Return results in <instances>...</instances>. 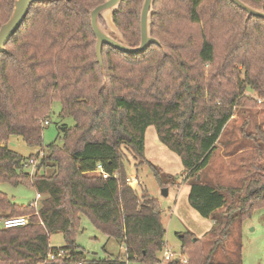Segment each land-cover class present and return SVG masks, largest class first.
I'll return each instance as SVG.
<instances>
[{"label": "trees", "instance_id": "16d2710c", "mask_svg": "<svg viewBox=\"0 0 264 264\" xmlns=\"http://www.w3.org/2000/svg\"><path fill=\"white\" fill-rule=\"evenodd\" d=\"M15 1L0 0V28ZM104 1L34 3L0 54V181L30 185L42 195L37 210L17 206L0 192V218L32 217L28 226L0 228V264H158L166 245L162 208L127 183L123 149L150 167L161 188L190 186V207L213 226L206 242L186 232L183 253L188 264H218L212 257L228 242L234 218L242 222L264 208V165H255L238 201L239 190L202 181L235 110L264 109L246 96L250 90L264 97V20L247 19L231 0H156L152 35L162 46L152 45L140 55L104 46L105 78L90 21V11ZM143 1L125 0L114 16L133 46L141 39ZM241 1L264 10V0ZM54 102L61 104L60 116L73 118L75 125L63 126L62 146L45 148L42 121ZM150 127L181 159L180 176L147 159ZM257 130L252 140L264 146V130ZM13 137L45 151L32 182L26 166L40 154L24 157L11 150L7 143ZM99 166L108 178L97 173ZM82 218L122 243L127 259L88 257L76 243ZM57 234L66 242L62 248L50 245ZM61 250L64 257L48 260Z\"/></svg>", "mask_w": 264, "mask_h": 264}, {"label": "rangeland", "instance_id": "374dc122", "mask_svg": "<svg viewBox=\"0 0 264 264\" xmlns=\"http://www.w3.org/2000/svg\"><path fill=\"white\" fill-rule=\"evenodd\" d=\"M102 24L106 27L105 21L102 20ZM246 96L254 100L257 94L248 90ZM60 114L61 104L54 102L50 117L42 121L45 148L52 143L62 146L64 143L63 126L73 127L75 125L73 118L63 119ZM46 120L50 122L48 126L43 125ZM257 129L264 130V109L237 108L235 116L226 127L221 142L212 156L210 165L202 174V181L225 191L230 187L235 188L240 191L236 201L243 198L246 184L256 173L255 165H264V146L257 147L252 140V138L257 137ZM146 140L150 161L166 173L180 176L183 172L181 159L160 143L155 127H150L147 130ZM7 145L11 150L24 157L39 153L40 157H35L37 166L40 165V159L45 154L42 149L30 148L21 138L17 137L11 138ZM123 154L126 175L132 181H136V194L140 197L148 195L156 198L162 208V223L166 229V245L163 251L158 254V259L162 261L165 251L169 250L174 254L175 260L179 259L183 264H188L189 258L183 253L181 237L190 230L203 242H206L207 239L210 241L207 237L210 232L207 227L212 220L210 222L202 218L190 207L188 198H185V193L189 191V188L185 189L186 185H182L180 190L170 189L169 195L165 197L164 189L157 183L150 167L140 165L141 161L135 160L133 152L127 149H123ZM28 172L34 174H30L32 182V179L35 180L36 178V172L34 173L32 169H29ZM38 172L40 176L43 173L42 170ZM0 192L20 207L31 205L38 194L36 189L30 185L13 186L2 181H0ZM226 195L228 196L227 193ZM41 203L42 200L38 203L39 207ZM176 204H178L177 210L174 209ZM223 212L220 211V213ZM27 217L30 218L31 222L32 217L29 215ZM234 221V229H232L228 242H225V246L215 249L216 253L213 255L212 261L218 264H238L240 261L242 264H264V208L255 210L251 217L242 222L239 221L238 216L234 218ZM76 243L90 258L96 255L101 259H127L124 245L100 233L87 218H82ZM50 245L52 248H62L66 242L61 234H57L51 236ZM209 250L210 245L207 243L205 244V257ZM129 264L143 263L130 262Z\"/></svg>", "mask_w": 264, "mask_h": 264}, {"label": "water", "instance_id": "95a60500", "mask_svg": "<svg viewBox=\"0 0 264 264\" xmlns=\"http://www.w3.org/2000/svg\"><path fill=\"white\" fill-rule=\"evenodd\" d=\"M47 0H16L13 13L10 19L0 28V54L6 52V47L10 40L17 34L25 22L31 6L36 2H45ZM125 0H105L101 5L90 11V21L92 30L96 37V55L101 70L105 75V66L103 60L104 46H109L126 54L140 55L145 53L152 45L162 46L161 43L152 35L153 16L155 14L154 6L156 0H144L140 13L141 39L138 46H133L126 41L123 34L118 29L114 16L119 12L122 3ZM238 8L248 14L247 19L251 17L264 20V10L255 9L241 0H231ZM105 21L106 27L103 26ZM200 179V177H199ZM165 197L169 195V190L164 189ZM179 261V259H177Z\"/></svg>", "mask_w": 264, "mask_h": 264}, {"label": "built area", "instance_id": "2783aa9c", "mask_svg": "<svg viewBox=\"0 0 264 264\" xmlns=\"http://www.w3.org/2000/svg\"><path fill=\"white\" fill-rule=\"evenodd\" d=\"M254 100L257 101L258 104L264 105V97L255 96ZM49 124L50 123L47 120L43 122L44 126H48ZM28 163L29 164H27V166H26L27 172L29 171V169H32L34 171V173L37 172V170H39L38 166H37V162L34 159L29 160ZM97 173L102 175L104 178H108L109 177V174L106 173L101 166H99V170H98ZM30 174L34 175L33 172L32 173L30 172ZM114 177L116 178L117 175H114ZM127 183L130 186L136 187V185H135L136 181L135 180L132 181L130 177L127 178ZM41 200H42V195L41 194H37V198L31 204V206H33L35 209L38 210L39 209L38 203ZM37 215H38V213H37ZM30 223H31L30 222V218L26 217V216L0 218V228L1 229H5V230L25 227V226H28ZM40 224L43 225V222H40ZM64 254H65V252L63 250L59 251L57 254H52L51 253L48 256V260L52 261V260H55L57 258L60 259V258L64 257ZM174 260H175L174 259V254L171 253L168 250V251H165L163 260L159 261L158 264H164V263L168 264L169 262H172ZM79 264H82V263H79Z\"/></svg>", "mask_w": 264, "mask_h": 264}, {"label": "crops", "instance_id": "0c3cea01", "mask_svg": "<svg viewBox=\"0 0 264 264\" xmlns=\"http://www.w3.org/2000/svg\"><path fill=\"white\" fill-rule=\"evenodd\" d=\"M147 140H146V157H147V159L150 161V159H149V157H148V153H147ZM184 185H186L187 187L185 188V189H187V188H189V191L188 192H186L185 193V198H188L189 197V192H190V186L188 185V184H183V186ZM180 188H182V187H180ZM180 190V189H179ZM188 196V197H187ZM177 208H178V204H176V206L174 207V209H176L177 210ZM174 212V211H173ZM193 213V212H192ZM195 215V214H194ZM208 221H210L211 222V220L210 219H207ZM212 226H213V223L211 222L210 224H209V227H207V229L210 231L211 230V228H212ZM189 232H192V231H190L189 230ZM193 233V232H192ZM195 234V233H194ZM196 235V234H195ZM197 236V235H196ZM201 239V238H200ZM125 249V248H124ZM126 251V250H125ZM127 257V256H126Z\"/></svg>", "mask_w": 264, "mask_h": 264}]
</instances>
